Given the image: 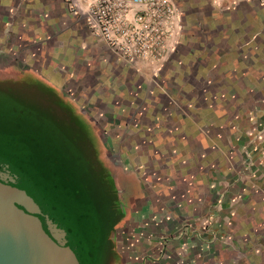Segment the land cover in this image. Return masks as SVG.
<instances>
[{"label":"crops","instance_id":"1","mask_svg":"<svg viewBox=\"0 0 264 264\" xmlns=\"http://www.w3.org/2000/svg\"><path fill=\"white\" fill-rule=\"evenodd\" d=\"M173 1L182 32L153 78L121 62L64 0H0V87L102 114L110 155L125 168L113 170L140 193L120 221L128 237L139 232L134 264L153 248L159 260L164 242L165 264H264V177L244 198L218 197L240 162L236 129L264 114V7Z\"/></svg>","mask_w":264,"mask_h":264},{"label":"trees","instance_id":"2","mask_svg":"<svg viewBox=\"0 0 264 264\" xmlns=\"http://www.w3.org/2000/svg\"><path fill=\"white\" fill-rule=\"evenodd\" d=\"M17 97L0 87V139L16 140L28 153L14 158L0 150V165L22 177L70 225L85 264H108L111 235L122 220L123 211L114 180L95 160L89 126L73 113L71 106H50L59 118L52 117L61 121L76 143L74 150L78 155H67L58 138L47 136L32 125L22 110L26 106H5L1 101ZM34 107L44 114L40 106Z\"/></svg>","mask_w":264,"mask_h":264},{"label":"built area","instance_id":"3","mask_svg":"<svg viewBox=\"0 0 264 264\" xmlns=\"http://www.w3.org/2000/svg\"><path fill=\"white\" fill-rule=\"evenodd\" d=\"M256 1L264 7V0ZM64 2L74 17L83 20L121 62L136 71L144 64L157 78L177 49L182 25L173 0Z\"/></svg>","mask_w":264,"mask_h":264},{"label":"water","instance_id":"4","mask_svg":"<svg viewBox=\"0 0 264 264\" xmlns=\"http://www.w3.org/2000/svg\"><path fill=\"white\" fill-rule=\"evenodd\" d=\"M0 264H85L70 225L4 165H0Z\"/></svg>","mask_w":264,"mask_h":264},{"label":"rangeland","instance_id":"5","mask_svg":"<svg viewBox=\"0 0 264 264\" xmlns=\"http://www.w3.org/2000/svg\"><path fill=\"white\" fill-rule=\"evenodd\" d=\"M148 70L149 71H147V73L151 74V69L148 68ZM213 81L215 83V80ZM158 82L160 83L159 80ZM37 100H31L29 99V96H21L12 98V100L7 99V101H5L3 99L1 101H3L2 103H4L5 106H19V108H21L20 106H26L22 109L23 113L27 116V119L31 121L34 127L38 126L39 131L45 133L47 136L50 135L51 137L58 138L59 142L62 144L63 153H66L67 155L68 153L78 155L74 150L76 143L72 142L73 138L71 139V137L68 136L67 130L64 129L65 127L61 124V121L58 122L54 117H52V115L57 118L59 117L52 112L53 109H50V106H46L44 103L42 104L39 100ZM34 106H40L44 114H42L41 111L36 109ZM71 107L73 113L80 117L81 120H83V122H85L90 128V133L93 137H91L93 139L91 140L94 143L93 146H95L94 149L92 147L94 150L95 160L100 164L101 168L105 169L111 175L112 178H114V176H123V179H125V173L122 175L114 171L116 170V162L118 163L120 160L115 153L113 156L110 155V145L107 141L106 144L104 143L106 137L104 132V118L102 117V114L100 113L101 115H98L93 110L95 109V106ZM96 107V109H98L99 106ZM46 108L50 110L48 111ZM251 115H247L242 123V126L246 124L249 126L252 123V127L249 131L245 129V126L243 127V130H240L239 127L236 129L238 130L239 135L235 138L234 143L236 145L235 147L240 152V162L235 165L236 168L233 172L234 174L224 179L221 189L218 191L219 199L229 198L231 200H235L244 198L249 194V185L254 184L255 181L264 177V114L254 117L253 120L255 121L253 122ZM249 118H251V120ZM254 122L255 124H253ZM82 147L79 146V148ZM0 150L14 158H23V155H26L24 153H28V149L26 150L25 146L21 147L19 142L13 139L11 141L0 139ZM112 170L115 175L111 172ZM113 180L115 187L117 188V192L119 193L120 191L118 189L123 187L122 185L124 183H121L120 185L115 178ZM118 198H120L119 194ZM122 226L124 225L120 223L116 226V228L120 230L119 228L122 229ZM122 232L119 231L118 235H121ZM119 237L121 238V236ZM123 254L124 256L129 255L130 257H133L134 253L129 248H126L124 249ZM119 258L120 255L116 254L113 250L107 263L110 262V264H120V261L116 262Z\"/></svg>","mask_w":264,"mask_h":264},{"label":"flooded vegetation","instance_id":"6","mask_svg":"<svg viewBox=\"0 0 264 264\" xmlns=\"http://www.w3.org/2000/svg\"><path fill=\"white\" fill-rule=\"evenodd\" d=\"M135 72H136V70H135ZM106 141L107 140L105 138V141H104L105 144H106ZM105 148H108V147H105ZM116 164H117L115 166L116 170H118V171H119V169L120 170L121 169L125 170L124 167L120 166V161H118V163L116 162ZM124 175H125V179H123V176L122 177L114 176L115 180H117L120 185H121V183H124L122 185L123 187L118 189L120 192L119 193L117 192L118 203H119V205L121 207V210L123 211L122 219H124V217H125V212L127 211V203L130 202V199H134V198L140 196V193L134 194V191H133L134 188H133L132 182L127 178L128 175H126V174H124ZM114 178H112V179H114ZM118 194L120 195V198H118ZM155 217H156L155 219H158L160 216L155 215ZM163 217L164 218H168L170 220L172 218L170 214L164 215ZM119 229L120 230H118V228H115L113 233H112V235H111V243H112L111 254H112V252L114 250L116 252V254L120 255V258L116 260V262L120 261V264H134L140 258H138V256H136L135 254H133V257H130L129 255L128 256H124L123 251H124V249L127 248V246H129L128 247L129 249L136 248V246L138 245V244L136 245V242L138 241L137 239L139 238V232L138 233L132 232L130 234V236L128 237V235H125L123 229H121V228H119ZM119 231H121V232L123 231L122 234L120 233L121 235H118ZM149 234H151V233H149ZM119 236H121V238ZM125 237H127V238H125ZM152 237H153L152 235H149V239H151ZM163 245L165 246V249H164L163 255L159 258V260L162 259L163 260V264H165L167 262L172 261L173 260V256H171V253L169 252V250L167 248L168 244H166L164 242ZM143 256H144L142 258L143 262L142 263L139 262L141 264H155V263H157V261H159L158 258L155 256L154 248L151 251H149L148 253H145Z\"/></svg>","mask_w":264,"mask_h":264}]
</instances>
